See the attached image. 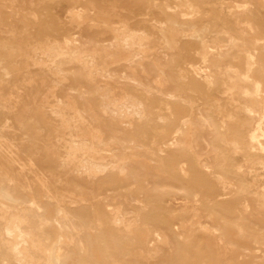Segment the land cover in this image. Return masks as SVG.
I'll return each mask as SVG.
<instances>
[{
    "label": "rangeland",
    "instance_id": "374dc122",
    "mask_svg": "<svg viewBox=\"0 0 264 264\" xmlns=\"http://www.w3.org/2000/svg\"><path fill=\"white\" fill-rule=\"evenodd\" d=\"M0 139V264H264V0H0Z\"/></svg>",
    "mask_w": 264,
    "mask_h": 264
},
{
    "label": "bare ground",
    "instance_id": "6f19581e",
    "mask_svg": "<svg viewBox=\"0 0 264 264\" xmlns=\"http://www.w3.org/2000/svg\"><path fill=\"white\" fill-rule=\"evenodd\" d=\"M245 14V13H244ZM128 31V30H127ZM125 32H126V30H125ZM129 34V33H128ZM128 34H127V36H128ZM125 35H126V33H125ZM124 35V36H125ZM119 36V35H118ZM120 37V36H119ZM133 37V36H132ZM118 38V37H117ZM121 38V37H120ZM125 38H127V37H125ZM131 38V37H130ZM124 39V38H123ZM124 41V40H123ZM70 42V41H69ZM71 42H73V41H71ZM120 42H122L121 40H120ZM126 42H127V39H126ZM125 42V43H126ZM131 44V43H130ZM133 44V43H132ZM205 44L206 43H204V47H205ZM76 45V44H75ZM207 45V44H206ZM72 47H74L73 46V44H72ZM207 47V46H206ZM46 48V47H45ZM44 48V49H45ZM69 49H71V48H69ZM205 49H207V48H205ZM53 50H54V48H53ZM66 50V49H65ZM42 51H43V49H42ZM47 51H48V49H47ZM46 51V52H47ZM118 51H119V49H118ZM135 51V50H134ZM209 51V50H208ZM208 51H207V53H208ZM44 52V51H43ZM61 52V51H60ZM120 52V51H119ZM128 52V51H127ZM205 52H206V50H205ZM211 52V51H210ZM209 52V53H210ZM63 53V52H62ZM59 53L58 52V54H57V51H50L49 53H47V57H48V59H49V61H48V63L50 62V64H51V66H52V70L51 71H57V72H59V73H63V72H65V71H70V72H72L71 70H72V68L74 67V65H76V64H80V63H83L84 65H86V66H88V64H87V62H85V61H83V57L81 56V52H80V50L77 48V47H74V48H72V50H69L68 52H66L65 54L63 53ZM121 53V52H120ZM208 53V54H209ZM46 54V53H45ZM122 54V53H121ZM124 54V53H123ZM205 55V54H204ZM210 55V54H209ZM119 56H120V54H119ZM128 56H129V54H128ZM207 56V55H206ZM121 57H124V56H121ZM133 57V56H132ZM209 57V56H208ZM125 58V57H124ZM128 58V57H127ZM87 59H89V58H87ZM86 59V60H87ZM93 59V58H92ZM92 59H91V61H92ZM132 58H130V60H131ZM46 60V59H45ZM129 60V61H130ZM93 61H95V60H93ZM128 61V60H127ZM133 62H134V60H133ZM206 62V61H205ZM91 63V62H90ZM97 64V63H96ZM90 66V65H89ZM88 66V67H89ZM98 66V65H97ZM86 68V67H85ZM90 68V67H89ZM88 68V69H89ZM95 69V68H94ZM98 69H99V66H98ZM97 69V70H98ZM93 70V69H92ZM91 70V71H92ZM90 71V72H91ZM94 72V71H93ZM105 72V71H104ZM103 73V72H102ZM101 74V73H100ZM104 74V73H103ZM90 75H91V73H90ZM98 75V74H97ZM105 75V74H104ZM61 76V75H60ZM113 76V75H112ZM92 77H93V75H92ZM99 89V88H98ZM100 90H101V88H100ZM106 90V89H105ZM76 91H79V96L81 97V99H82V102L84 101V112L86 113V114H88L90 117H95L96 115H95V113H94V110L92 109V106H91V102H90V99H88V97H87V94H86V92L84 93V92H81L80 91V88L78 89V88H76ZM107 91H108V89H107ZM102 92H103V90H102ZM109 92V91H108ZM108 92H106V93H108ZM106 93H105V97L109 100V97H108V95L106 96ZM104 94V93H103ZM101 96H103V95H101ZM105 97H103L104 99H106ZM123 97H126V96H123ZM122 98V97H121ZM125 99V98H124ZM102 101H104V100H102ZM132 101V100H131ZM128 102V101H127ZM125 103H126V101H125ZM121 104V103H120ZM134 105L133 106H135V108H134V110H131L132 112H129L130 114L131 113H134L133 111H139V106H138V104L136 103V102H134L133 103ZM128 105V104H127ZM102 106V105H101ZM117 106V105H116ZM124 106V105H123ZM103 107H105V104L103 105ZM122 107V106H121ZM102 108V107H101ZM116 108V107H115ZM104 109V108H103ZM109 109V108H108ZM118 109L119 110H117V111H119L118 113H121L120 114V119L121 118H125L126 117V119H127V115H130L129 113H127L128 111H126V112H123V110H121L120 109V106H118ZM122 109H124L123 107H122ZM127 110V109H126ZM130 110V109H129ZM77 112H78V110H77ZM96 112V111H95ZM109 112H111V110L109 111ZM113 112V111H112ZM115 112V111H114ZM108 113V112H107ZM200 113V112H199ZM114 114H116V113H114ZM119 115V114H118ZM117 115V116H118ZM199 115V114H198ZM196 116V115H195ZM200 116V115H199ZM202 116V115H201ZM200 116V117H201ZM119 117V116H118ZM129 117H131V116H129ZM204 117V116H203ZM132 118V117H131ZM197 118H198V116H197ZM197 118H196V120H197ZM202 118V117H201ZM200 119V118H199ZM192 120V119H191ZM195 121V120H194ZM205 121V120H204ZM191 123H192V121H191ZM198 123V122H197ZM196 124V123H195ZM193 125V124H192ZM191 125V126H192ZM190 126V127H191ZM195 126V125H194ZM200 137V136H199ZM3 138V137H2ZM1 140V139H0ZM3 140V139H2ZM4 142V141H3ZM103 143V142H102ZM73 146V148H72V151L73 150H75L74 149V145H72ZM3 147V146H2ZM77 147V146H76ZM75 147V148H76ZM1 150V149H0ZM76 150H79V148L78 149H76ZM76 150L74 151V152H76ZM71 153V152H70ZM74 154V153H73ZM74 156V155H73ZM76 157V156H75ZM73 159V158H72ZM89 162V161H88ZM87 167H89V168H93V163L91 164H89ZM18 229V228H17ZM17 232V231H16ZM21 233V232H20ZM19 235V234H18ZM72 235V234H71ZM69 236H70V234H69ZM72 237V236H71ZM64 239V238H63ZM68 240H70V237L68 238ZM64 242H65V239H64ZM63 244V243H62ZM60 245V244H59ZM54 246V245H53ZM56 246V245H55ZM52 247V246H51ZM64 247V246H63ZM49 252H48V254L46 255L47 256V262H46V264H59V258H60V254H61V250H60V248H58V247H54V248H49Z\"/></svg>",
    "mask_w": 264,
    "mask_h": 264
}]
</instances>
